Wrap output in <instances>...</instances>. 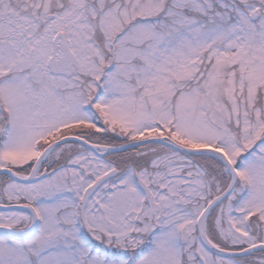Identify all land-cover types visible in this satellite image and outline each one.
I'll use <instances>...</instances> for the list:
<instances>
[{
  "label": "snow or ice",
  "instance_id": "snow-or-ice-1",
  "mask_svg": "<svg viewBox=\"0 0 264 264\" xmlns=\"http://www.w3.org/2000/svg\"><path fill=\"white\" fill-rule=\"evenodd\" d=\"M0 264H264V0H0Z\"/></svg>",
  "mask_w": 264,
  "mask_h": 264
}]
</instances>
